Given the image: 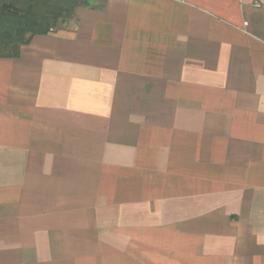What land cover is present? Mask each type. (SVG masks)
I'll return each mask as SVG.
<instances>
[{"label": "crops", "instance_id": "obj_1", "mask_svg": "<svg viewBox=\"0 0 264 264\" xmlns=\"http://www.w3.org/2000/svg\"><path fill=\"white\" fill-rule=\"evenodd\" d=\"M0 264H264V0H91L0 57Z\"/></svg>", "mask_w": 264, "mask_h": 264}, {"label": "trees", "instance_id": "obj_2", "mask_svg": "<svg viewBox=\"0 0 264 264\" xmlns=\"http://www.w3.org/2000/svg\"><path fill=\"white\" fill-rule=\"evenodd\" d=\"M91 0H0V57H17L32 36L46 34Z\"/></svg>", "mask_w": 264, "mask_h": 264}]
</instances>
